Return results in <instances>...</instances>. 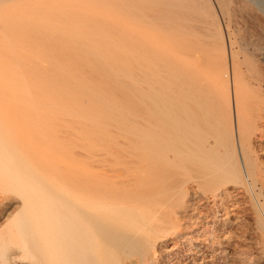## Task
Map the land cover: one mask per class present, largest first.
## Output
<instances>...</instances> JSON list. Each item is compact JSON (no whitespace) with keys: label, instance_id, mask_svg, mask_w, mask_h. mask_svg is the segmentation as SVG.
<instances>
[{"label":"bare ground","instance_id":"6f19581e","mask_svg":"<svg viewBox=\"0 0 264 264\" xmlns=\"http://www.w3.org/2000/svg\"><path fill=\"white\" fill-rule=\"evenodd\" d=\"M0 264H264V1L0 0Z\"/></svg>","mask_w":264,"mask_h":264},{"label":"rangeland","instance_id":"374dc122","mask_svg":"<svg viewBox=\"0 0 264 264\" xmlns=\"http://www.w3.org/2000/svg\"><path fill=\"white\" fill-rule=\"evenodd\" d=\"M259 1H262L263 2L264 0H259Z\"/></svg>","mask_w":264,"mask_h":264}]
</instances>
